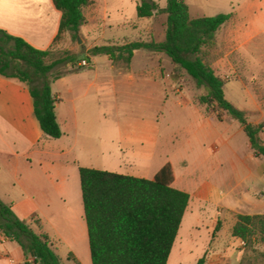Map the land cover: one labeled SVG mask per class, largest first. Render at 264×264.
<instances>
[{"label":"rangeland","instance_id":"rangeland-1","mask_svg":"<svg viewBox=\"0 0 264 264\" xmlns=\"http://www.w3.org/2000/svg\"><path fill=\"white\" fill-rule=\"evenodd\" d=\"M126 1V14L132 12V19L141 26L142 32L149 18H139L135 3ZM186 2L193 19L216 17L221 14L231 15V19L218 31L214 48L207 49L203 59L216 75L225 81L227 100L246 112L250 123L256 126L262 124L264 0H186ZM110 4L116 6L114 1ZM164 5L167 6L166 0ZM166 18L164 14L156 15L158 40L165 39ZM127 32L122 28L114 30L105 28L107 39L114 36L113 39H120L116 42L120 45H126L122 38ZM99 37L96 34L95 39ZM142 39L145 40L141 37L133 42ZM106 45H108L106 42L97 44L98 47ZM88 46H82L79 40L76 42L70 35H66L52 50L54 58L65 52L75 53L78 55V62L75 65L56 67L51 78L69 73V77L95 84L90 95L94 114L101 110L108 111V137L102 142L94 140L97 151L92 156L83 158L76 152L73 156L77 154L80 163L91 169L148 179H152L154 172L164 164L171 162L175 166L177 176L185 178L186 189L190 191L204 181H214L215 170L219 168L218 159L221 155H226L229 149L220 142L217 143L220 153L214 154L212 142L197 134L201 124V113L214 117L211 108L198 105L199 98L206 95L207 91L197 87L196 83L183 71L178 70L166 55L161 59H152L149 52L143 50L136 52L130 71L137 80L141 74L150 71L158 76L156 81L159 85L150 89L136 85H121V81L128 78L129 71L126 70L128 63L125 60H116L115 68L108 56L98 55L93 56L94 65L91 66L93 69L89 70L88 66H82L83 60L89 58L90 62L89 52L85 50ZM162 72L168 81L159 79ZM151 79L155 80L153 77ZM116 82H120V85H116ZM167 84L172 85L174 92L166 94ZM96 85L105 86V90L97 93ZM64 86L65 82L57 83L54 80L51 84L53 91L64 90ZM94 118L96 119V114ZM148 127L150 131L147 130ZM151 129L156 132H151ZM217 129L222 133L223 139H229L234 135L231 139L233 147L241 152L247 150L248 139L238 122L225 119L222 124H217ZM103 133L105 136V132ZM154 136H157V139L151 143L152 145L146 141V145L151 146L147 158L143 156L141 143L143 139ZM261 137L264 140V129ZM71 158L72 155H69L68 159ZM2 177L4 180H1ZM11 178L12 175L6 165L0 160V200L3 203L10 194L22 193L20 189L13 187ZM221 189L226 190L224 187ZM65 192L69 194L66 203H57L63 208H57V204L52 210L44 207L45 219L58 216L61 212L75 215L77 206L82 205L78 167L70 172ZM235 218L237 216L226 218L217 208L196 200L192 201L184 216L168 264H196L202 257L206 258L208 264H215L218 251L231 247L234 256L238 258L242 256L240 264H264L263 243L247 248L243 242L236 243L233 239L231 225ZM59 255L62 264H73L66 253L59 252ZM229 258L226 257L225 260L228 264H233V258Z\"/></svg>","mask_w":264,"mask_h":264},{"label":"crops","instance_id":"crops-1","mask_svg":"<svg viewBox=\"0 0 264 264\" xmlns=\"http://www.w3.org/2000/svg\"><path fill=\"white\" fill-rule=\"evenodd\" d=\"M91 1L92 4L84 9L85 22L80 28L79 36L82 46L89 45L85 48L86 52L97 47L100 42H106L108 44L106 46H123L116 43L120 39H113L114 36L107 39L106 27L110 30L116 28L127 30L122 38L125 44L141 37L145 39L140 40L141 42L164 41V39L158 40L156 16L149 18L141 32V26L132 19V12L126 14V0ZM113 1L116 6L110 4ZM129 1L135 3V8L141 2V0ZM151 1L160 5L161 9L166 7L165 0ZM61 18L62 13L55 7L53 0H0V28L10 35L24 39L39 50L51 48L59 33ZM96 34L100 36L97 39H95ZM88 56L90 57L88 68L92 70L93 56L89 54ZM149 56L152 59L165 57L164 54L152 52H149ZM132 61L126 69L129 71L128 78L121 83L116 82V85H136L149 89L159 85L156 81L158 76L150 71L141 74L140 79L137 80L130 71ZM69 76L68 73L54 80L57 83L65 82L64 90L52 89L53 95L57 98V121L63 132L62 138L58 140L44 137L35 116L29 90L20 83L0 77V160L12 175L13 187L22 191L7 196L5 203L11 204L17 217L28 223L35 232L43 228L51 239L52 249L59 257V252H64L73 264H92L84 204H79V198H77L79 205L75 215L61 212L58 216L46 220L43 211L44 207L52 210L57 203H66L69 194H66L65 189L68 187L70 172L77 167L78 170L86 167L80 163L78 155L74 157L73 153L76 152L83 158L92 156L97 151L94 140L102 142L109 134L108 111H97L96 119L94 118L90 95L95 84ZM152 77L155 80H152ZM159 79L168 81L163 72ZM96 89L97 93L103 92L105 86L96 85ZM165 91L166 94L172 93L174 88L167 84ZM201 114V124L197 134L212 142L214 154L220 153L217 143L221 142L229 149L226 155H221L218 159L219 168L215 170L214 181H204L190 191L186 189L185 178L177 176L175 166L171 162H167L155 171L152 179L170 164L174 177L173 187L187 192L191 197L190 204L196 200L211 205L226 218L238 215H264V159L255 157L249 140L245 152L233 147L231 139L234 135L229 139H223L222 133L217 129V124L222 123L204 112ZM147 130L150 131V127ZM152 131L154 130L151 129ZM156 139L157 136L143 139L141 143L143 156L148 158L151 147L146 145V141L151 144ZM69 155L73 158L68 159ZM1 180L4 178L2 177ZM223 187L226 188L225 191H222ZM73 196L76 198V194ZM56 207L63 208L58 204ZM236 222L237 218L231 225L232 231ZM233 239L236 243H242L240 239ZM218 253L215 264H226L228 262L225 260L226 257L233 258V264L241 263L242 256L239 258L234 256L232 247L224 250L222 248ZM34 262V257L25 255L17 243L10 241L0 231V264H34Z\"/></svg>","mask_w":264,"mask_h":264},{"label":"trees","instance_id":"trees-1","mask_svg":"<svg viewBox=\"0 0 264 264\" xmlns=\"http://www.w3.org/2000/svg\"><path fill=\"white\" fill-rule=\"evenodd\" d=\"M53 3L62 18L59 33L46 51L0 29V77L29 90L44 137L58 140L63 132L57 121V98L51 84L64 74L53 78L51 74L58 66L75 65L78 55L65 52L54 58L52 50L66 35L78 41L85 22L84 9L92 1L53 0ZM137 13L139 18L166 15L164 41L97 46L89 55H105L113 63L125 60L128 65L135 51L166 55L197 87L207 91L198 105L211 108L218 122L225 119L238 122L255 157L264 159L261 137L264 122L258 126L250 123L247 113L227 100L225 81L203 59L205 51L214 48L218 31L231 15L193 19L186 0H167L164 9L151 0H141ZM79 174L92 264H168L191 199L187 192L173 187L172 166L167 164L152 180L86 167L79 168ZM0 231L17 243L25 255L34 257V264H62L48 233L43 228L35 232L17 217L12 205L1 200ZM232 235L247 248L264 244V215H238ZM196 264H207L206 258Z\"/></svg>","mask_w":264,"mask_h":264},{"label":"built area","instance_id":"built-area-1","mask_svg":"<svg viewBox=\"0 0 264 264\" xmlns=\"http://www.w3.org/2000/svg\"><path fill=\"white\" fill-rule=\"evenodd\" d=\"M82 66L87 67L88 66V63L86 61H83L82 62Z\"/></svg>","mask_w":264,"mask_h":264},{"label":"water","instance_id":"water-1","mask_svg":"<svg viewBox=\"0 0 264 264\" xmlns=\"http://www.w3.org/2000/svg\"><path fill=\"white\" fill-rule=\"evenodd\" d=\"M78 40L80 41V43H81V40H80V38H78Z\"/></svg>","mask_w":264,"mask_h":264}]
</instances>
